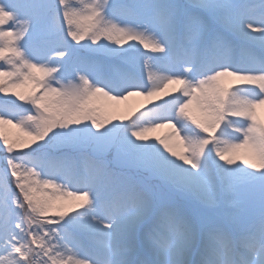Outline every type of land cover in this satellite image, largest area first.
<instances>
[{
    "label": "snow or ice",
    "instance_id": "snow-or-ice-1",
    "mask_svg": "<svg viewBox=\"0 0 264 264\" xmlns=\"http://www.w3.org/2000/svg\"><path fill=\"white\" fill-rule=\"evenodd\" d=\"M0 264H264V0H0Z\"/></svg>",
    "mask_w": 264,
    "mask_h": 264
},
{
    "label": "rangeland",
    "instance_id": "rangeland-1",
    "mask_svg": "<svg viewBox=\"0 0 264 264\" xmlns=\"http://www.w3.org/2000/svg\"><path fill=\"white\" fill-rule=\"evenodd\" d=\"M137 96L130 97L127 101H124L119 106V112L116 114L119 115H128L129 113L135 112L136 110H143L145 106H150L149 102L145 100L143 97L138 96L141 99V104L134 105L133 101H135ZM135 98V99H134ZM137 101V100H136ZM135 101V102H136ZM170 129H160L155 133H152L153 136H163L165 135Z\"/></svg>",
    "mask_w": 264,
    "mask_h": 264
},
{
    "label": "bare ground",
    "instance_id": "bare-ground-1",
    "mask_svg": "<svg viewBox=\"0 0 264 264\" xmlns=\"http://www.w3.org/2000/svg\"><path fill=\"white\" fill-rule=\"evenodd\" d=\"M135 99V98H134ZM137 100V101H136ZM136 101V102H135ZM135 101H133V103H134V105H139V104H141V99L137 96L136 97V99H135Z\"/></svg>",
    "mask_w": 264,
    "mask_h": 264
}]
</instances>
